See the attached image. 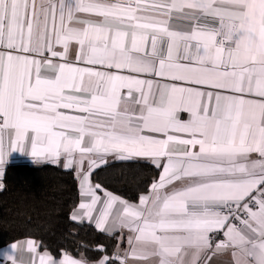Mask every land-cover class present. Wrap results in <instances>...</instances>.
<instances>
[{"label":"snow or ice","instance_id":"1","mask_svg":"<svg viewBox=\"0 0 264 264\" xmlns=\"http://www.w3.org/2000/svg\"><path fill=\"white\" fill-rule=\"evenodd\" d=\"M12 150L75 166L71 221L127 230L96 264H264V0H0V191ZM110 156L162 169L138 203L93 184Z\"/></svg>","mask_w":264,"mask_h":264},{"label":"trees","instance_id":"2","mask_svg":"<svg viewBox=\"0 0 264 264\" xmlns=\"http://www.w3.org/2000/svg\"><path fill=\"white\" fill-rule=\"evenodd\" d=\"M150 161H113L92 172L102 188L135 202L158 176ZM0 191V248L21 238H32L38 249L55 256L64 250L95 261L115 256L116 234L101 232L90 222L70 220L79 202V183L73 170L59 164H9ZM106 251H97V249Z\"/></svg>","mask_w":264,"mask_h":264},{"label":"crops","instance_id":"3","mask_svg":"<svg viewBox=\"0 0 264 264\" xmlns=\"http://www.w3.org/2000/svg\"><path fill=\"white\" fill-rule=\"evenodd\" d=\"M5 159H6V162H5V165L3 166V171L5 172V170H6V168H7V166L9 165V164H12V163H17V162H32V163H35V164H44V163H50V162H46V161H43V160H41V161H39V162H37V161H35L33 158H32V156H31V154L29 153V152H21L20 150H12L10 153H9V155L7 156H5ZM108 161L109 162H113V161H117V160H115L113 157H109L108 158ZM64 158L63 157H61L60 158V161L58 162V163H55V164H59L60 166H62V167H64L63 165H64ZM103 166V165H102ZM101 166V167H102ZM84 168H85V170H87V161H85V163H84ZM71 170H73L74 171V173L76 174V169H75V166L73 167V168H71ZM96 170V169H95ZM162 171V169H159V173ZM159 173H158V176H159ZM76 176H77V174H76ZM158 176H157V178H158ZM77 178H78V176H77ZM91 180H92V178H91ZM93 182V181H92ZM78 183H79V178H78ZM93 184H95L94 182H93ZM99 194H101L102 195V193H99ZM145 194H147V193H145ZM144 195V194H143ZM138 201H139V198H138V200L137 201H135L134 203H138ZM84 222H88V221H84ZM93 225H94V223H92ZM95 226V225H94ZM127 233V230H124V232L123 233H120V232H118V233H115L116 235H117V238H118V247H117V250H116V253L117 252H120V253H122L123 251H126L127 249H128V244H127V239H126V234ZM109 234H112V233H109ZM219 237V239H223V233L222 232H219V233H216L215 235H214V240H215V242L216 243H218L219 242V239H216V237ZM28 239H32V238H21V239H18V240H16V241H14V242H11V243H9V244H7V245H5V246H3L2 248H0V264H11V262L10 261H7L6 259H5V254L6 253H11L12 251H13V249L11 248V245L12 244H14V243H16V244H18V245H21V246H23L24 247V249H25V251L21 254V253H17V262H18V264H19V261H20V259H21V256L23 257V259L24 260H26V261H31L32 260V254L31 253H28L27 251H26V241L28 240ZM34 240V239H33ZM37 243V242H36ZM215 245L213 244V247H214ZM44 252H46V251H41V250H39L38 248H37V255H36V264H38V258H39V255H42ZM50 254V253H49ZM208 256H212V253L211 252H209L208 254H207ZM75 258H80V257H76V256H74ZM102 258V257H101ZM100 258V259H101ZM123 257L121 256V259H122ZM201 259H202V261H204V264H208V262H207V257H205V256H202L201 257ZM99 260V259H98ZM98 260H95V261H89V264H96V262L98 261ZM117 264H118V262H117ZM211 264H231V257H230V255H224V254H216L215 256H212V260H211Z\"/></svg>","mask_w":264,"mask_h":264}]
</instances>
